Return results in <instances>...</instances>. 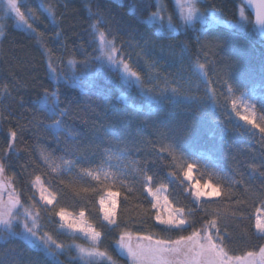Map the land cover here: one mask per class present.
I'll return each mask as SVG.
<instances>
[{
	"label": "trees",
	"instance_id": "16d2710c",
	"mask_svg": "<svg viewBox=\"0 0 264 264\" xmlns=\"http://www.w3.org/2000/svg\"><path fill=\"white\" fill-rule=\"evenodd\" d=\"M198 4L212 17L209 22L198 21L175 32L161 29L149 19L156 9L153 0H21L22 11L26 7L36 10L40 20L33 28L42 36L16 26L12 18L0 20L5 24L4 35L0 36V163L14 195L21 200L17 209L33 208L32 182L39 176L56 197L51 214L54 221L60 209L84 212L102 234L97 247L111 257L96 263L83 261L74 243L83 244L84 240L58 233L49 221L45 230L57 236L63 245L61 253L55 247H36L22 238L9 237L3 227L0 264H134L130 256L117 249L116 243L125 232L175 241L206 228L233 257L259 254L264 248V233L255 226L257 209L264 204V138L259 129L242 118L254 114L256 122L264 126V36L244 0H200ZM48 5L55 19L49 15ZM97 7L105 15L99 26L90 27L98 18L93 15ZM169 7L175 17L172 5ZM241 8L250 24L246 20L241 23ZM106 23L111 26L106 28ZM97 28L113 33L106 36L115 38L117 47L131 57L128 62L138 72L143 87L129 86L122 73H115L107 63H94L82 80L73 79L74 74L85 71L82 62L87 57H99ZM57 32L62 35L57 36ZM149 37L171 46L177 59L168 58L159 47L151 49L148 58L156 60L157 67H151L143 56L137 59L140 49L136 42L143 44ZM214 38H218L220 48L214 46ZM180 57L186 79L174 80L168 74L176 73ZM221 57H235L240 65L229 73ZM93 82L107 90L110 116L137 117L139 135L133 132L127 140L117 142L94 131L99 124L109 130L112 125L99 121L92 111L100 90ZM193 85L199 87L196 95L207 92L210 97L199 132L215 146L213 151L185 153L175 149L170 139L139 123L143 116L162 110L177 117L187 116L189 101L181 103L183 97L169 92L172 100L165 104L158 90L167 86L188 91ZM45 89L49 93L59 90L60 107L70 109L66 122L79 137L63 133L57 140L43 126L35 131L37 120L50 123L54 119L44 107ZM125 123L122 120L121 127ZM11 130L17 131L15 140L10 137ZM188 164L194 165L190 176L185 175ZM149 183L152 187H168L171 202L185 211L186 226L172 227L156 220L146 188ZM197 186L206 192L215 186L220 195L197 198ZM108 191L118 193L113 226L103 221L99 208V199Z\"/></svg>",
	"mask_w": 264,
	"mask_h": 264
},
{
	"label": "snow or ice",
	"instance_id": "6c2138e0",
	"mask_svg": "<svg viewBox=\"0 0 264 264\" xmlns=\"http://www.w3.org/2000/svg\"><path fill=\"white\" fill-rule=\"evenodd\" d=\"M248 3L255 7L256 21L261 25L262 30H264V0H248ZM178 4L183 10L184 4L181 2V0H178ZM164 6L165 5L163 3L158 5L161 10L164 8ZM47 9L49 15H52L53 19H55V13L52 6L48 5ZM89 9L91 11V5H89ZM196 12L197 9L195 5H189L187 8V15L184 16L183 19L185 21L193 19ZM0 13H2L0 14V20H4L10 14L14 13V17L19 22H23L25 25H27V27L31 29L34 34L37 36L43 35L38 33L36 29L33 28V24L40 20V17L36 15V10L26 7L24 11H22L21 0H4L3 5H0ZM93 15L98 18L94 21V24L90 25V27H97L101 24V18L104 17L105 13L103 10L97 7ZM151 16L158 17L159 12H153L151 13ZM241 16L243 17V8H241ZM200 18L203 19V17ZM244 19L248 24L251 23L247 17H244ZM29 20H31L33 23H28ZM159 22L163 26V17H160ZM237 23L240 22L237 21ZM110 26L111 25L109 23L105 24L106 28ZM57 27H59V24H57ZM177 27L178 26L173 25L169 18V31L175 32ZM4 30L5 24L0 23V36L4 35ZM97 30L99 31L100 41L105 40L106 34L113 35L111 32L106 33L105 31H100L99 28H97ZM56 35L61 36L62 33L57 32ZM96 38L97 37L95 34H93V40ZM123 43L124 42L122 41L121 44ZM135 46L140 49V51L136 53L137 59L143 56L146 62H149V65L153 68L157 67L158 62L156 60H148L149 56H151V49L159 47L160 52L166 54L168 58L173 60L177 59V54L171 46L165 47L162 44H158L157 41L152 40L151 37L145 39L143 44L137 41ZM214 46L216 48H220L218 38H214ZM93 51L95 52V49ZM102 56L103 59L97 56L87 57L82 62V67L85 71L81 72L80 74H74L73 79L82 80L84 75L87 73V69L92 64L98 62L103 65L106 61L113 67L115 73H122V79L129 86L136 84L143 87V83L138 72L134 71L128 62L131 57L128 56V54L123 53L122 47H117L115 38L109 43L108 50L103 52ZM220 62L228 69L229 73L234 71L235 68L240 65V60L235 57H221ZM177 64L178 67L176 73H169L168 75H171L174 80L186 79V77L183 75V73L186 71L183 64V57L179 58ZM99 71L100 70L98 69V72ZM244 75L245 73H241V76ZM133 77L136 79H133ZM189 83L191 84L192 82L189 81ZM93 86L99 87L100 90L98 92V100L94 101V107H92V111L95 113L99 121H109L112 125V129L109 130L105 129L103 124H99L95 127L94 131L104 136L105 139L112 140L115 138L117 142H123L124 140H127L133 135V132H136V135H139V131L135 128L137 117L132 115L125 117L110 116L111 110L108 106L107 90L104 87H100L95 82H93ZM228 87L229 90H231V85ZM3 88L4 91L8 93L9 89L6 84L3 86ZM81 91H83V89H81ZM169 92H171L172 96L174 97H183V100L180 101L181 103H183L184 100L190 102V105L187 109L188 115H181V117H177L175 114L170 113L167 110H162L143 116V118L139 120V123L153 129L154 133L161 134L165 138L170 139L172 144L175 146V149L182 150L185 153L197 152L201 149L213 151L215 146L209 144V142L204 139V137L199 132V122L200 119L206 114L207 100L210 99L208 93L205 92L204 96L196 95V93L199 92V87L195 85H193V88L188 91H184L180 87H162L158 90V94L161 101H163L165 104L171 103L172 96L168 95ZM121 99L126 101V98L124 97H121ZM61 103L62 101L59 100L58 89L52 93H49L48 90L45 89L44 107L47 109L49 116L54 119H51L50 123H44L42 120H37L36 124H34L35 131L39 132L40 126H43L46 130L51 131L53 133V137L57 140H59V137L63 133H68L73 138L79 137L80 134L73 132L69 127V124L66 122V118L70 114L69 107L66 106L61 108ZM233 105H235V101H233ZM249 107L252 106L249 105ZM242 118L249 124L254 125L255 128L259 129L261 137L264 138V126L256 122L254 119V114L244 115ZM225 119H227V117ZM122 120L126 121L123 127H121ZM21 132H23V128H21ZM10 137L12 140H15L17 137V131L11 130ZM12 147L13 145L9 144V148ZM89 147H91V145H89ZM164 150L165 149L163 148L161 149V151ZM193 167L194 165L188 164L185 175L190 176ZM4 170L3 163H0V174H2ZM261 176L264 178V173H262ZM96 178L99 179L98 173L96 174ZM148 179L151 180V177H148ZM33 184L39 192L40 199L46 204H52L54 196L43 186L39 176L35 178ZM4 187L5 185L0 182V224L6 226L3 231L8 232L9 236L16 238H35L32 239V243L36 247H40L41 242L45 245H48L49 247H51L52 244H55V241H52L50 236H48V239L45 240L44 236L38 235L35 230L39 226L36 223L37 217L33 215L32 209L27 206H22L23 212L26 214V217L23 219V228L26 233L30 234V237H26L25 232L17 234L15 230L9 231V229L12 228V221L21 219L19 214H13V209H15L17 205H21V200L18 195H14L13 192H9L8 200L5 202L3 191ZM203 187H209V185H204ZM148 192L156 200V203L153 205V207H159L161 202V197L158 194L159 190L153 191L152 188L149 187ZM116 195V193H109L110 198H113ZM194 195L197 198H200L202 196H219L220 193L215 186H212V190L207 192L203 191L201 186H197ZM164 201H167L166 197H164ZM101 203H103V200ZM115 203L116 201L112 199V204L115 205ZM34 206L35 201H33V207ZM38 211L39 210L37 209V212ZM175 211L182 212V210L179 209ZM262 211H264V209H257L255 226L258 230H260L261 233H264V215L260 214ZM58 215L62 218V220L68 222L69 227L80 228L86 233H90L93 240L98 238L99 233L95 232L94 229L84 227L82 222L69 221L68 216L65 214L63 209H60ZM81 215H83V213H81ZM27 217H31L33 221V227H29ZM105 219H108L113 224L115 223L113 214H111L107 208H105ZM156 219L160 220L163 224L174 225L176 227H180L185 223L179 218L178 215H174L171 210L169 211V215L166 219L162 218L159 213L157 214ZM211 227H215V221L211 222ZM218 232L219 230L217 229V233ZM125 235L129 236V239L125 240L124 236H122L119 243L127 250V253L132 257L134 264H251L254 256L252 252H248L246 256L230 257L220 245L214 242L211 234H208L206 237H201V234L198 231H193L190 236H182L175 241H153L151 236L144 237L143 239L145 242L138 243L135 247L131 243L130 234L126 233ZM202 239L204 241L203 243L201 242ZM5 240L7 241L8 237H5ZM56 247L63 248V245L59 244L56 245ZM184 249H187V251H184ZM81 252H85L87 255H92L93 253L100 256L106 255V253H101L98 249H93L91 251L81 249ZM260 253L262 256H264V248L260 249ZM181 255L184 257L183 260L179 259ZM170 257H175V262ZM108 258L111 259V257Z\"/></svg>",
	"mask_w": 264,
	"mask_h": 264
},
{
	"label": "rangeland",
	"instance_id": "374dc122",
	"mask_svg": "<svg viewBox=\"0 0 264 264\" xmlns=\"http://www.w3.org/2000/svg\"><path fill=\"white\" fill-rule=\"evenodd\" d=\"M153 1H154L155 5H156V7H155L156 9H155L154 12H159V16L158 17H153L150 14L149 15V19L152 20V21H155V23H157L160 26L161 29H165V30L169 31V29H168L169 18H170L171 22L173 23V25L178 26L177 29L182 28V27L195 25V23L198 22V21L203 24L205 22H209L208 18H212L211 16L208 17L207 13H203L201 11V9L199 8V4H198L200 0H181V2L184 4L183 10L179 7L178 0H170L171 1V5H172L173 9L175 10V14H176L175 17L172 16L170 11H169V8H170L169 6H171V5L168 3L167 0H153ZM3 3H4V0H0V5H3ZM161 3H163L165 5L162 10L158 7V5L161 4ZM192 4L195 5V7L197 9V12H196V14H195L193 19L185 21L183 19V17L187 15V8H188L189 5H192ZM26 15H27V13H26ZM8 17L12 18V20L15 23L16 26L22 27V28H25V29H29L27 27V25H25L23 22H19L14 17V13L10 14ZM160 17H163V26L159 22L160 21ZM200 17H203V19H201ZM240 17H241V11H240ZM244 17H245V12L243 10V17H241V23L245 22ZM28 23L31 24L30 20L28 21ZM97 35H98V39H99V32H98ZM111 41H113V40L109 39L107 36L105 37L104 41H100V39H99V47H100L99 57L101 59H103L102 53L108 50L109 43ZM105 63H107V62L105 61ZM0 182H2L5 185V187L3 189V191H4V200H5V202H7L8 193L9 192H13V194H14L12 183H11V181L9 179L6 178L4 172L2 174H0ZM41 182H42L43 186L48 190V192H50L54 196V200H53L52 204H46L44 201H42L40 199L38 190L35 188V186H34V184L32 182V189H33L32 190V192H33L32 195H33V201H35V206L33 208L31 207V209H32L33 215H35L37 217L36 223L39 225L35 230H36V232L38 233L39 236H44L45 240H47L48 236H50L51 240L55 241V244H52L51 247H49L48 245H45V244H43L41 242V246L40 247L47 248V249H50V250H53V248L55 247L57 253H61L62 250H63V248L56 247V245L61 244V242H59L57 240V236L52 234L51 231L45 230L46 229V225H48V222L50 221L51 222V226H53L58 233H64L65 235L72 236V237L79 236L80 238H82L84 240L83 244H81L79 242L78 243H74L75 244L74 247L77 250V253L82 258L83 261H86L88 263H96L99 260H102V261L110 260L108 258V256H107V252H105L104 250H99V248L97 247L98 244L101 242V239H102L101 232H99L88 221V219L86 217V214L84 212H80V213L76 214V213L64 210L65 214L68 216L69 221L82 222L84 227L92 228V229L95 230V232L99 233V236H98V238L96 240H93L91 238V234L90 233H86L85 231L81 230L80 228H71V227H69L68 222L62 220V218L58 215L60 210L56 212V214H55L56 221H54L53 216L51 214H52V211H53L52 209H53V205L55 203L56 197L53 194V192H51L50 189L44 184V182L42 180H41ZM149 187H151L153 191L159 190L158 194L161 197L160 206L159 207H154L155 210H156V217H157V214L159 213V215L162 218L166 219L167 216L169 215V211L171 210L174 215H178L179 218L185 222L180 227L186 226L188 224V220H187V217L185 215V211L182 208L174 206V204L171 202V200L169 198V195H168V187L167 186L152 187L150 185V183H149L146 186L147 192H148V188ZM109 193H116L117 195L115 197H113V198H110L109 197ZM148 194L151 197V199L153 201V205H154L156 203L155 198L149 192H148ZM164 197L167 198L166 202L164 201ZM112 199H114L116 201L115 205L112 204ZM102 200H103V203H101ZM18 206L19 205H17V207L15 208L16 210L13 209V214L14 215L15 214H19L21 219L20 220H13L12 221V228L9 229V231L15 230V232L17 234H19L21 232H25V230L23 228V219L26 217V214L23 212V208L22 209L21 208L17 209ZM99 208H100V213H101L103 221H105L110 226L115 225V223H116V213H117V208H118V193L115 192V191H108L107 193H105L99 199ZM105 208L109 209L110 213L113 214L114 219H115V223L114 224L111 223L108 219H105ZM37 209L39 210L38 212H37ZM178 209L182 210V212H176L175 211V210H178ZM258 209H264V204L261 205ZM81 213H83V215H81ZM260 214L264 215V211H262ZM256 215H257V212H256ZM27 219H28L29 227H33V221L31 219V217H27ZM40 221H42L43 223L40 224ZM157 221L159 223H161L160 220H157ZM161 224H163V223H161ZM165 225H167V224H165ZM168 226L176 227L174 225H168ZM3 227H6V226L0 224V232H1V229ZM42 227H45V228L42 229ZM40 228L43 230L44 233H41V229ZM257 231L259 233H261L260 230L257 229ZM199 232L201 234V237H206L209 234V232L206 230V228L200 230ZM126 233L130 234L131 243H132V245L134 247L138 243H144L145 241H144L143 238L144 237H148V236H142V235L134 234V233H130V232H125V233L122 234V236H124L125 240L129 239V236L125 235ZM8 236H9V233H8ZM25 236L26 237H30V234L25 232ZM9 237H12V236H9ZM22 239L32 243V239H35V238H32V239L22 238ZM178 239H176V240H178ZM216 239H219V238H217V236L215 238H213L214 242L216 244L220 245L223 248V250L228 254V256L233 257L232 255H230L224 249V247L219 242L216 241ZM120 240H121V238L116 243L117 244V249L119 250V252H123L126 255L130 256L127 253V250L124 247H122L121 244L119 243ZM152 240L156 241V240H164V239H152ZM164 241H169V240H164ZM201 242L202 243L204 242L203 239L201 240ZM49 243H51V242H49ZM11 245H13V243ZM81 249H86L88 251H91L93 249H98L101 253H106V255L100 256V255H96L95 253H93L92 255H87V253L81 252ZM10 250H12V248H10ZM184 251H187V249H184ZM9 255H12V254L10 253ZM170 258L173 259L174 262H175V260H176L175 257H170ZM179 259L183 260L184 257L181 255L179 257ZM251 264H264V256H262L260 253L259 254L258 253L254 254Z\"/></svg>",
	"mask_w": 264,
	"mask_h": 264
},
{
	"label": "water",
	"instance_id": "95a60500",
	"mask_svg": "<svg viewBox=\"0 0 264 264\" xmlns=\"http://www.w3.org/2000/svg\"><path fill=\"white\" fill-rule=\"evenodd\" d=\"M244 2L246 3V5L248 6V8L250 9V11H251V13L253 15L254 22H255L257 28L260 30L261 34L264 36V30H262L261 25L259 23H257V21H256V10H255V7L252 4H249L248 3V0H244Z\"/></svg>",
	"mask_w": 264,
	"mask_h": 264
}]
</instances>
